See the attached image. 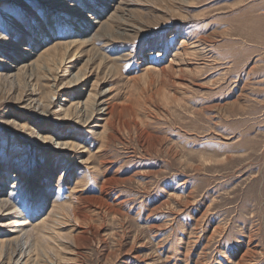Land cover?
Instances as JSON below:
<instances>
[{"label":"rangeland","instance_id":"1","mask_svg":"<svg viewBox=\"0 0 264 264\" xmlns=\"http://www.w3.org/2000/svg\"><path fill=\"white\" fill-rule=\"evenodd\" d=\"M0 264H264V0H0Z\"/></svg>","mask_w":264,"mask_h":264},{"label":"bare ground","instance_id":"2","mask_svg":"<svg viewBox=\"0 0 264 264\" xmlns=\"http://www.w3.org/2000/svg\"><path fill=\"white\" fill-rule=\"evenodd\" d=\"M13 80V79H12ZM71 84V83H70ZM55 93V92H54ZM96 103H98L99 105H101V104H104L105 102H98V100L96 101ZM46 109V108H45ZM108 109V107H105V108H100V110H99V113H105V110H107ZM45 112H46V110H45ZM52 214V213H51ZM49 215V214H48ZM48 218H50L49 216H48ZM48 218H46V219H43L41 222H40V224H38V225H35L34 227H32L33 229L31 230V231H33V232H35L36 231V233H38V235H41L42 236V238H43V236H45L46 235V233L47 232H52L54 229H52L51 228V222L52 221H50V220H48ZM21 219H23L22 217H19L17 220H16V222H19ZM47 236H45V238H46Z\"/></svg>","mask_w":264,"mask_h":264}]
</instances>
